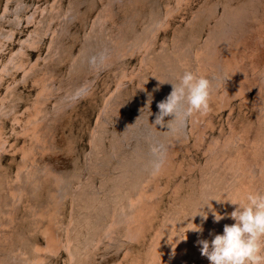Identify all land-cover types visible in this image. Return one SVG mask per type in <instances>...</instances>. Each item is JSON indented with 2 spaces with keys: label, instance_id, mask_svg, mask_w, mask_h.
<instances>
[{
  "label": "rangeland",
  "instance_id": "1",
  "mask_svg": "<svg viewBox=\"0 0 264 264\" xmlns=\"http://www.w3.org/2000/svg\"><path fill=\"white\" fill-rule=\"evenodd\" d=\"M15 1L0 0V22L7 5L15 9ZM23 1L26 2L25 8L27 7L24 14H30L24 16L20 24L1 23L8 29L14 28L15 31L12 36H0V112L4 105L3 97L13 85L21 99L17 100L18 105L16 104L14 110H9L11 115L9 111H5L2 114L4 116H0V181L2 179L3 188L15 196L11 182L19 179L27 164H48L49 161L55 160L54 164L42 167L43 173L37 180L40 185L36 189V195L22 190L25 195L17 207V220L13 226L18 223V231L27 233L26 239L32 242L29 247L34 259L36 255L46 254L50 257L47 264H72L68 250V230L72 227V192L76 183L68 184L64 174L68 168L70 172L79 170L78 172L85 174L86 171L83 170L91 153L96 151L93 148L94 133L111 96L117 97L118 102L115 105L119 110L112 111L111 117L107 119L106 130L109 128L112 132L107 130L103 134L99 146L103 171H107L105 178L115 174L113 167L118 162L117 155H114L117 151L116 142H120V138H123L124 143L129 142V139L124 137L123 130L115 127L122 128L124 115L133 116L137 113L134 104L139 102L138 98L147 104L145 89L149 87L150 82L154 83L150 85L153 89H158V92H155L159 95L158 79L162 74L161 68H166L160 63V56L171 53L169 59L174 61L178 57L185 71L209 78L207 71H201L203 65L198 60L199 52L206 51L204 46L218 22L217 18L222 19L224 7L221 4L216 12L210 14V11L217 2L219 4L223 0H113V7L116 8L113 14L115 16H111L112 27L115 28L112 35L116 33L117 36L110 49V61L105 62L107 56L101 59V62L88 72L85 81L77 90L78 94L73 97L65 95L63 99L56 97L63 86L61 80L70 76L72 62L80 56V48L92 30L96 17L106 10L108 0H84V5L75 17L69 33L61 41L60 45L64 48L62 55L55 61V64H58L54 70L49 69L46 58L54 41L55 31L61 25L55 8L61 4L67 9L71 0ZM44 9L49 11V20L38 34L41 39L31 45L24 44L23 41L36 31L38 22L44 19ZM36 10L33 19L32 13ZM263 10L261 7V11ZM260 17V28L247 37L252 44L246 45L240 53L243 72L233 70L239 77L229 87H225L224 83H227V80L232 82L230 75H227L226 80L220 73L219 78H211V81L218 80V83L212 90L208 112L204 115L194 114L186 121L180 133H170L173 142L167 148L168 163L151 172L141 183L134 196L137 209L132 211V216L128 215L122 220L115 230V236H97V264H210V261L201 255L202 246L197 241H210L213 238L210 233L222 234L225 224L234 223L227 214H230L235 206L227 200L243 203L249 193H264V12ZM147 34L149 39L141 40L143 35ZM29 42L32 43V40ZM188 45L192 46V49L188 50L189 53L181 52ZM22 47L28 53L25 59L18 62L23 64L12 65L14 54L19 53ZM227 49L228 45L223 52ZM206 67L209 68L208 65ZM174 74H171L172 79L174 76L178 79L182 73L176 71ZM176 79L172 81L175 83ZM81 81L82 79L79 80ZM115 90H118V96L114 95ZM43 93L49 94L45 102L40 98ZM160 94L166 96L167 92ZM57 100L62 103L57 105ZM44 103L46 110H39ZM57 107L64 108L56 110ZM53 114H56L55 117ZM142 115L138 117L141 118ZM45 116H52L50 120H54L56 129L53 130L52 139L31 154L35 142L40 137L49 135L41 134L40 131V121ZM170 118L165 117V121ZM142 129H146L145 126ZM139 136L138 139L144 143L146 149L148 140L141 134ZM9 139L13 141L10 142ZM143 139H146L147 143L143 142ZM135 140L132 139L131 142ZM146 150V153L150 151ZM76 163L82 167L78 168ZM94 176H97L95 180L96 183L98 181V186L105 180L98 173H94ZM64 190H69L70 193L66 191L62 196ZM214 212L225 218L214 222ZM199 214L207 215V219ZM197 226L202 227L203 231L190 230ZM50 228H54L59 237L58 246L54 249L49 238ZM97 258L100 262H97ZM109 259L112 260L108 261Z\"/></svg>",
  "mask_w": 264,
  "mask_h": 264
},
{
  "label": "bare ground",
  "instance_id": "2",
  "mask_svg": "<svg viewBox=\"0 0 264 264\" xmlns=\"http://www.w3.org/2000/svg\"><path fill=\"white\" fill-rule=\"evenodd\" d=\"M8 1L11 2L12 0H8ZM70 3L71 4L70 6H68L67 9L63 8L61 4L57 5L55 8L56 17L59 18V21H61V25L58 29L56 28L57 31H55L54 41L52 42L50 46V50L46 58L47 65L50 67L49 69L51 70L52 69L54 70L58 64V62L57 64H55L56 63L55 61L58 59V57L62 55V51L64 48L62 47V45H60L61 41H63V39L69 33L71 25L73 24L75 20V17L78 15V13H80V10L82 9L84 5V0H71ZM221 4L224 7L223 17L222 19L221 17L217 18L218 22L213 27L209 35V40L207 41V44L204 46V49L206 51L205 52L200 51L199 58H198L199 62L203 65L201 68V71L202 72L207 71V74L208 75L210 74L211 76V77L209 76L208 79L211 82L212 90L214 89L215 86H217V83H218V80L216 81L213 79L214 81H211L212 80L211 78L213 76H216L217 78H219V76L222 75V77L225 78L226 80L227 75H230L232 78V82H229L227 80V83H224L225 82L224 81L223 83L225 87H229L237 81L239 77L238 73H236L237 69L238 71L243 72V66L240 60V57H241L240 53L244 51L246 45L252 44L251 41L247 40V37L249 34L252 35L254 32H257L256 29H258V27L260 28V22H261L260 14L264 12V10L261 11V7L264 9V0H223L219 4L217 2V5H215V7L210 11V14L212 12H216L217 8ZM15 5L16 7L14 10L9 5H7V7L5 8L3 19L0 22V36L1 35H4V37L12 36L15 31L14 28L11 27V29H8L6 28V26L2 25L1 23L9 22L11 23V25L20 24L23 17L28 16L30 14V13L24 14V11L27 10V7L25 8L26 6L25 1L16 0L13 6ZM106 5H108L106 10L102 11L101 14L96 17L92 30L89 32V34H87L82 44V47L80 48V56L74 58V61L72 62V66L70 69V76L67 79L61 80L63 83V86L60 87L61 89L60 94H58L57 96L55 95L57 98L59 97L63 99L62 97H64L65 95H69L70 97L77 95L78 94L77 90L79 89V86L81 85V83L85 81V77H87L88 72L91 71L92 68L96 66L98 62L104 57L107 56V58L105 59L106 63L110 61V58H109L110 53H111L110 49L113 47L114 38L117 36L116 33L112 35V33H114L115 31V28L112 27V17H111L114 14V10L116 6L113 7V0H108V3ZM259 11H261V13H258ZM36 12L37 10L34 13H32L33 19H35ZM43 12H44V19L38 22V24L36 25V31L34 33H31L29 38L23 41L24 44L31 45L36 40L41 39V37L38 36V34L41 30L44 29L46 21L49 20V15H48L49 11L47 9H44ZM11 14H13V16H10ZM158 15H160V13H158ZM6 19H8V21H6ZM157 21L158 20H154V22H157ZM138 32L140 31L138 30ZM34 35L36 36V38H33ZM148 36L149 34H147L146 36L143 35L141 40L143 39L144 41H147L149 39ZM30 40H32V43L29 42ZM227 45H228V49L225 52H223L224 49L227 47ZM20 49L21 50L19 51V53L17 52L14 54L13 56L14 63L12 65L21 66L23 64V63H18V62H20L21 59H25L28 53H26V50L23 49V47ZM190 49H192V46L188 45L185 49L181 50V52L183 51L184 53V51H186L185 53H187L188 50ZM208 51H209V54H208ZM169 55H171V53L160 56V59H161L160 63L164 64V66L166 67L163 70L161 68L162 74L158 79L160 81H172L176 79L175 78L176 76H174V78L172 79V76H171L172 73L174 74L176 73V71L180 73L185 72L184 67L181 66L182 64L181 61L178 60L179 58L177 57L176 60L174 61L172 60L173 61L172 62L169 59ZM207 65L209 68L206 67ZM174 66H176L175 69H174ZM234 69L236 70L235 72L233 71ZM232 71L234 73H232ZM83 75L84 77H82ZM80 79H82L81 82H79ZM150 83H149V87L145 89L147 98L149 99V95H151V98H152L150 106L148 104V99H146L147 104H145L143 101H140L141 98H138L139 102L137 101L134 104L136 107L135 109L138 110V111L136 110L137 113L134 114L133 116L124 115L123 116L124 120L121 121L123 122L122 128H118V126L115 127V129H122L124 137L126 139H129V142L127 143H124L123 138H120V142L118 141L116 142L115 148L117 151L114 152V155L115 154L117 155L118 162L113 167V171H115V174L113 176L110 175L111 176L110 178H107L108 176L105 178V176L107 175L106 174L107 171L105 170L103 171L104 165L101 164V153H100L101 146H99V141H101L103 134L109 129L108 128L106 130L108 126L107 125L108 120H109L108 118L111 117L110 116L111 112L114 110H119L118 109L119 107L115 105L118 102V99L115 96L113 97L111 96L107 100L108 101L107 105H105L106 107L103 109L104 112L102 111L103 117L100 119L98 126H97V130L95 131L94 137H93V148L96 151H93L91 153V157L89 155L90 158L87 162L88 164L86 165V168L84 167L85 170H83V171H86L85 174L78 172L79 171L78 169H76L78 171L73 170V172H70V168H68L66 173L64 174L65 176L64 179L66 180V182H69L68 184L71 185L73 182L76 183V186L74 187V189L72 188L73 189L72 200H73V205H74V213L72 216V227L68 230L69 232L68 250L71 254L72 264H97L95 260V250L97 249V243H98L97 236L99 237H106L108 235L115 236L116 234L115 230L117 229V227L120 226L122 220L126 218L128 215L132 216V211L136 208V204L134 202V196H136L137 190L141 186V183L145 180V178L151 172L156 171L157 169L156 166L157 164L161 163V161H162L161 167L162 166L164 167V165L168 163L169 152H167L168 151L167 148L173 142L171 138L172 134H170L171 132H168L166 127H161L160 125L156 126L154 124V121H155V116L158 112V108H156L157 104L161 100H164L170 94V92L172 91V86L169 83L160 84V82H158L160 93L165 92V91L167 92L166 96H163L160 93L159 95H157L156 93L158 91L156 89H153ZM1 85H5V84H1ZM134 88H136V85ZM3 89H4V86H3ZM137 89H136V92H138ZM155 90L157 92H155ZM218 91L220 92V90ZM44 94L45 93H43V96H41L40 98L42 101L45 102L46 99L48 100L49 94L48 95L46 94L44 95ZM115 94L118 96V90H115L114 95ZM138 96L140 97V94ZM162 96L163 98L161 99ZM20 97L18 95V90L15 89V85L9 88L3 97L4 105H3V109L0 112L1 113L0 116L5 111L14 110L17 104V100H19ZM106 97H108L107 94H106ZM61 103H62L61 100L59 101L57 100L56 102L57 105H60ZM63 108L64 107H62L61 109ZM61 109L59 107L56 108V110H61ZM39 110H44V111L46 110L45 103L43 106L39 107ZM15 114L16 112L14 113V115ZM141 114H143L142 117L141 118L140 116L138 117V115H141ZM9 115H11V112ZM55 115L56 114H53V117H55ZM51 118L52 116H49V117L45 116L40 121L41 122L40 123L41 134L43 133V134H49V135L46 137H40L39 140L35 142V144L33 145V149L31 150V154H34L35 151L41 145H45V143H47L49 139H52L53 130H55L56 128L53 124L54 120H50ZM6 120L4 122H6ZM137 124L143 127L145 126L146 129H142L143 127L138 128ZM111 127H114V126H111ZM15 134H17V132H15ZM140 134L142 135L143 138H146L149 142L148 146L147 145L145 146L147 148L149 147L148 149H150L149 151L146 148L148 150L147 153L145 152L146 149H144V143H142L141 140L138 139L140 137L139 136ZM16 139L18 140V138ZM132 139H136L135 142H131ZM146 139L145 141L143 139V142L147 143ZM11 140L9 139L10 142ZM50 144L52 145V142ZM108 162L110 163V160ZM54 163H55V160L49 161L48 164L44 162H41V164H38V162L37 163L32 162L30 164H27L25 168L22 169L23 173L21 174L19 179L17 178L13 182H11L12 184L11 187L13 189V192L15 193V196H13L11 193L7 192L3 188L2 179H1L0 181V264H37L38 262L40 264H47V259L49 256H47L46 254L36 255L35 259L32 257L31 255L32 251L29 247V245L32 244V242L26 239L28 235L26 236L25 234L27 233H24L20 230L18 231V223H16L14 226L13 224L17 220V216H16L17 207H19L22 201L21 198L23 199L25 195V192L22 190H26V191L28 190L32 195H36L37 193L36 189L40 185V183L37 182V180L38 178L41 177V174L43 173L42 167L44 166L47 167V165L50 166L51 164H54ZM79 167H82V166L80 165L78 166V168ZM94 173L100 174L107 181L103 180V182H101V184L98 186L97 184L98 181L96 183V180H95V177L97 176H94ZM66 191L67 190H64L62 192V196L65 195ZM67 193H70L69 190L67 191ZM18 217L20 218V216ZM49 238H50V242H52L51 247L54 249L55 247L58 246L57 244L59 240L57 231L54 228H50ZM108 253L109 252H107V254ZM115 256H117V253ZM111 260L109 259L108 261H111ZM97 262H100V261L98 260Z\"/></svg>",
  "mask_w": 264,
  "mask_h": 264
},
{
  "label": "clouds",
  "instance_id": "3",
  "mask_svg": "<svg viewBox=\"0 0 264 264\" xmlns=\"http://www.w3.org/2000/svg\"><path fill=\"white\" fill-rule=\"evenodd\" d=\"M158 81L160 84H171L172 91L157 104L159 111L155 116L156 126L166 127L172 134H178L194 114L204 115L208 112L212 94V85L208 78L185 71L175 83ZM151 101L149 95V106ZM165 117L171 119L165 121ZM161 165L162 161L157 164V169ZM227 201L235 206L234 210L227 214L234 223L225 224L222 234L210 233L213 236L210 241L198 240L197 243L202 246L201 255L206 257L210 264H264V193H249L243 203ZM199 215L207 219V215ZM224 218L214 212V222ZM190 230L203 231L200 226Z\"/></svg>",
  "mask_w": 264,
  "mask_h": 264
}]
</instances>
